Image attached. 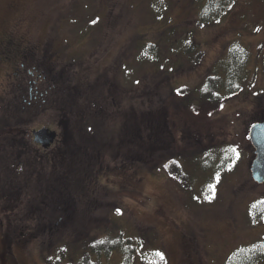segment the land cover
<instances>
[{
    "label": "rangeland",
    "instance_id": "rangeland-1",
    "mask_svg": "<svg viewBox=\"0 0 264 264\" xmlns=\"http://www.w3.org/2000/svg\"><path fill=\"white\" fill-rule=\"evenodd\" d=\"M202 5L0 0V264H69L106 240L121 249L102 264L125 247V263L226 264L264 240L249 140L264 118V0H235L214 22ZM237 41L242 87L200 100ZM42 128L57 132L49 150L31 137ZM176 157L187 179L162 170Z\"/></svg>",
    "mask_w": 264,
    "mask_h": 264
},
{
    "label": "trees",
    "instance_id": "trees-1",
    "mask_svg": "<svg viewBox=\"0 0 264 264\" xmlns=\"http://www.w3.org/2000/svg\"><path fill=\"white\" fill-rule=\"evenodd\" d=\"M202 2V9L199 12L202 21L214 22L218 21L220 16L232 7L235 0H201V4ZM236 44L238 48L234 46L230 51H228L226 53V57L221 59L219 63L214 66L211 75H209V77H207V79H205L201 84L199 89L200 100H204L206 103L211 102L215 105L220 103L225 97L234 95L242 87L240 84L242 81H245L248 74L247 63L249 61L250 54L248 49L241 46L242 44H240L239 41H237ZM153 47L154 45L150 44L149 48L141 47V50L148 51L147 49H149L152 51L154 49ZM187 51L191 52V49H187ZM262 121H264V118L258 120L257 122ZM184 163L186 164V162ZM184 167L185 165L183 162L176 157L170 161L167 160V162L163 164L162 170L177 180H184L188 177ZM75 187L78 189L80 184L76 183ZM45 194L41 196V199L45 198ZM104 242L105 244L103 248L100 247L99 241L92 242V244H90L86 249L84 248L83 254L79 255L76 262L72 259L69 261V264H102L100 257L103 252L108 254L112 252V250H115V248L121 249L119 246L120 244L116 245V242L113 243L112 240L110 242L109 240ZM122 253L124 256L121 264H131L125 263V261L128 258H131L135 252L125 247ZM57 256L69 258L68 250L65 248L60 250ZM94 256L96 261H93ZM50 261L51 260H49V262ZM260 263H264V240H261V242L258 241L253 247L246 248L244 246L236 250L226 264Z\"/></svg>",
    "mask_w": 264,
    "mask_h": 264
},
{
    "label": "water",
    "instance_id": "water-1",
    "mask_svg": "<svg viewBox=\"0 0 264 264\" xmlns=\"http://www.w3.org/2000/svg\"><path fill=\"white\" fill-rule=\"evenodd\" d=\"M34 142L43 149H49L57 139V132L42 128L33 133ZM249 140L255 151V160L251 165V176L258 185L264 184V121L253 124L249 129Z\"/></svg>",
    "mask_w": 264,
    "mask_h": 264
},
{
    "label": "flooded vegetation",
    "instance_id": "flooded-vegetation-1",
    "mask_svg": "<svg viewBox=\"0 0 264 264\" xmlns=\"http://www.w3.org/2000/svg\"><path fill=\"white\" fill-rule=\"evenodd\" d=\"M24 65H22V67H23ZM34 70V71H33ZM34 72V74L35 73H38V78H37V83H40V81H41V79H43V77H42V73H40V69H39V67L38 66H36V67H33L32 68V73ZM44 73V72H43ZM31 137H32V140L34 141V138H33V134L31 135ZM35 143V142H34ZM37 145V144H36ZM38 147H41L40 145H37ZM49 150V149H48Z\"/></svg>",
    "mask_w": 264,
    "mask_h": 264
}]
</instances>
